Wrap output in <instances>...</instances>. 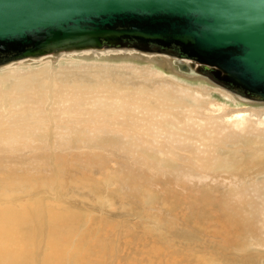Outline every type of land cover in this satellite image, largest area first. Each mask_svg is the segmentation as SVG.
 <instances>
[{
  "label": "rangeland",
  "instance_id": "1",
  "mask_svg": "<svg viewBox=\"0 0 264 264\" xmlns=\"http://www.w3.org/2000/svg\"><path fill=\"white\" fill-rule=\"evenodd\" d=\"M51 55L0 65L23 96L0 109V207L42 226L19 264L53 242L63 264H264V102L154 57Z\"/></svg>",
  "mask_w": 264,
  "mask_h": 264
},
{
  "label": "water",
  "instance_id": "2",
  "mask_svg": "<svg viewBox=\"0 0 264 264\" xmlns=\"http://www.w3.org/2000/svg\"><path fill=\"white\" fill-rule=\"evenodd\" d=\"M102 48L167 54L264 102V0H0V65Z\"/></svg>",
  "mask_w": 264,
  "mask_h": 264
},
{
  "label": "bare ground",
  "instance_id": "3",
  "mask_svg": "<svg viewBox=\"0 0 264 264\" xmlns=\"http://www.w3.org/2000/svg\"><path fill=\"white\" fill-rule=\"evenodd\" d=\"M112 51L126 52L128 54L144 55V56H149V57L161 59L163 61H166L167 64L171 68L176 70L178 73L187 75L185 73L178 71L177 68L173 66V64H172L173 57L168 56L167 54H163V53H141V52H138V51L133 50V49L104 48V49H84V50H78V51H63V52H60L59 54H56V55L65 56V55H76V54H83V53L99 54V53L112 52ZM51 57H53V56L51 54H48V55H43V56L37 57L36 59H31V60L51 58ZM23 60L24 61L29 60V58L23 59ZM185 62H187V61L185 60ZM11 64H14V63H10L8 65H11ZM8 65H6V66H8ZM188 76H194V77H197L200 79H204V77L195 76V75H188ZM212 88L220 90L223 93H225V94L221 93V96L225 99L235 98L233 95L235 93L231 92L230 90H228L222 86L218 85L215 87V85H214V87H212ZM9 97H11V96H6L4 93L0 94V109L3 110L2 113L12 114L17 110V109H15V107H18V109L22 107L21 104H22V100H23L22 97L23 96L17 97L13 103H11V102H12L14 97H12V98H9ZM28 97H30V95ZM23 103H25V101ZM13 116H11V117H13ZM238 117L241 118L242 116L240 115ZM28 123H29V121H28ZM1 139H2V137H1ZM8 141L9 140H7V142ZM24 207L25 206L23 205V208L20 211H18L19 209L17 210L16 208H13V207H9V209L6 206L0 207V221L3 225H7V227H8L7 230L5 229V232H4V230L0 231V261H3L5 264L23 263L24 258L26 256V248H25L24 244L22 243L21 238L23 236H25V237H29V239H30V235H32L33 233H34V235H39L41 232V229H42L41 223L39 225H37V223H36L37 221L39 222L40 217H38V219L34 220V221H31V220H30V222L26 221V220H29L27 218L29 213H26L27 207H25L26 209ZM24 216H25V219L20 221L19 217L22 218ZM40 222H42V221L40 220ZM52 227L54 228V225ZM4 228H6V227H4ZM57 245H58L57 242H53V244L51 245V249H50V251L46 257L45 264H63L66 261V259H64V256H65L64 253H61L59 250H57ZM42 263H44V262H42Z\"/></svg>",
  "mask_w": 264,
  "mask_h": 264
}]
</instances>
